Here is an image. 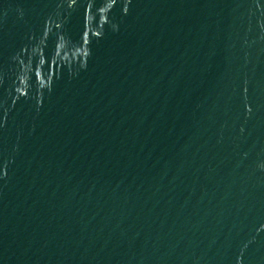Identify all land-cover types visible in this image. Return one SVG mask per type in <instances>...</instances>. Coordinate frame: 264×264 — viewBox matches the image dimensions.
<instances>
[{
	"label": "water",
	"instance_id": "95a60500",
	"mask_svg": "<svg viewBox=\"0 0 264 264\" xmlns=\"http://www.w3.org/2000/svg\"><path fill=\"white\" fill-rule=\"evenodd\" d=\"M0 264H264V0H0Z\"/></svg>",
	"mask_w": 264,
	"mask_h": 264
}]
</instances>
